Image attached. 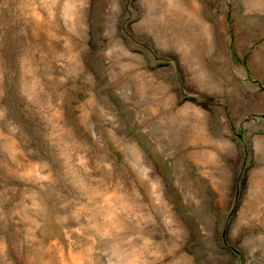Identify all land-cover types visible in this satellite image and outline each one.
<instances>
[{"label": "rangeland", "instance_id": "obj_1", "mask_svg": "<svg viewBox=\"0 0 264 264\" xmlns=\"http://www.w3.org/2000/svg\"><path fill=\"white\" fill-rule=\"evenodd\" d=\"M0 264H264V0H0Z\"/></svg>", "mask_w": 264, "mask_h": 264}]
</instances>
